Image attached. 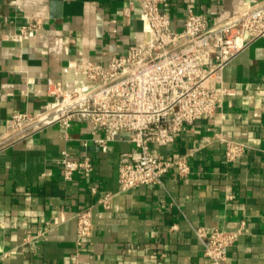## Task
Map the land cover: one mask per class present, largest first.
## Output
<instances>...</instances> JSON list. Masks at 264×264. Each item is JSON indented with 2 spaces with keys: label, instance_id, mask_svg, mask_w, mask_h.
Segmentation results:
<instances>
[{
  "label": "crops",
  "instance_id": "obj_1",
  "mask_svg": "<svg viewBox=\"0 0 264 264\" xmlns=\"http://www.w3.org/2000/svg\"><path fill=\"white\" fill-rule=\"evenodd\" d=\"M264 0H167L173 31L188 10L211 25ZM124 0H0V130L15 111L39 112L52 100L46 81H58L71 62L107 64L131 46L152 47L157 38L137 7L125 22ZM42 20L41 37L15 42L27 20ZM234 88L214 117L186 126L171 148L188 157L190 173L176 170L161 184L121 193L118 163L135 150L125 135L103 153L90 123L69 137L52 126L0 148V264H211L197 230L245 226L229 250L231 264H264V36L248 44L217 74ZM221 139L247 146L233 162ZM208 141V142H207ZM91 157L94 172L63 176L61 151ZM97 188L93 194L91 189ZM113 195L109 210L98 206ZM92 208L93 234L77 244L76 214ZM38 236L37 239H34Z\"/></svg>",
  "mask_w": 264,
  "mask_h": 264
},
{
  "label": "built area",
  "instance_id": "obj_2",
  "mask_svg": "<svg viewBox=\"0 0 264 264\" xmlns=\"http://www.w3.org/2000/svg\"><path fill=\"white\" fill-rule=\"evenodd\" d=\"M122 15L130 23L138 7L154 32L152 47L133 45L124 55L107 64L71 62L62 69L58 81H46L51 101L36 113L15 111L0 130V148L58 126L63 138L75 124L90 123L103 153L109 143L125 135L135 150L118 163L117 183L121 193L146 185L161 184L165 175L176 170L182 177L190 173L188 157H176L155 148H171L186 126L200 117H214L226 98L236 90L215 78L246 44L264 36V1L242 14L211 25L202 14L188 10L181 31H173L171 17L164 10L167 0H124ZM44 22L27 20L14 34L15 42L33 41L42 36ZM225 158L233 162L243 156L247 146L228 139ZM208 142V141H207ZM63 176L71 181L75 174L94 172L91 157L74 158L61 151L58 158ZM97 194V188L91 189ZM113 195L98 198V206L109 210ZM77 244L93 234L92 208L76 214ZM245 223L234 230L216 228L209 234L197 230L203 255L211 264H231L229 250L237 242ZM38 236L34 239H37Z\"/></svg>",
  "mask_w": 264,
  "mask_h": 264
}]
</instances>
